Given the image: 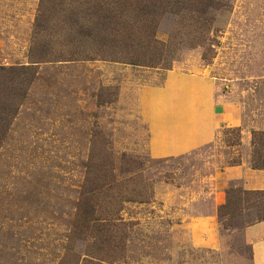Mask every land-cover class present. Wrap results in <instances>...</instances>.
I'll return each instance as SVG.
<instances>
[{
    "label": "rangeland",
    "instance_id": "374dc122",
    "mask_svg": "<svg viewBox=\"0 0 264 264\" xmlns=\"http://www.w3.org/2000/svg\"><path fill=\"white\" fill-rule=\"evenodd\" d=\"M40 1L0 0V264H255L264 244V0H220L206 30L189 0L148 19L138 7L114 30L82 38L79 53L64 15L90 0L46 11L38 34ZM171 71L212 83L234 113L212 142L154 157L142 102ZM151 93L145 104L164 119ZM182 95L197 99L193 88ZM179 145L162 132L155 146ZM83 187L94 189L96 213L112 218L108 244L75 220ZM227 198L238 202L234 214L220 216ZM260 224L263 232L250 231Z\"/></svg>",
    "mask_w": 264,
    "mask_h": 264
},
{
    "label": "crops",
    "instance_id": "0c3cea01",
    "mask_svg": "<svg viewBox=\"0 0 264 264\" xmlns=\"http://www.w3.org/2000/svg\"><path fill=\"white\" fill-rule=\"evenodd\" d=\"M186 88H193L197 99H190L189 96L183 97L182 93ZM151 92H145L142 113L150 128V151L154 157L187 153L212 142L217 135L219 124L229 121L233 117V108L229 104L221 102L216 97L217 92L212 83L200 76H189L171 71L165 86ZM150 93L154 103L164 109L163 111L166 113L164 119L162 116L154 119L151 115V108L146 106V98L151 101ZM218 105L219 107H217ZM217 108H220L221 111H217ZM162 132L172 134L173 139L180 143L178 148L168 151L158 150L155 145L156 141L160 140ZM252 184L258 188L262 187L260 181ZM252 230L261 233L263 225L254 226L250 231ZM256 249L255 264H263L264 244L261 242Z\"/></svg>",
    "mask_w": 264,
    "mask_h": 264
},
{
    "label": "trees",
    "instance_id": "16d2710c",
    "mask_svg": "<svg viewBox=\"0 0 264 264\" xmlns=\"http://www.w3.org/2000/svg\"><path fill=\"white\" fill-rule=\"evenodd\" d=\"M176 0H90L87 7L84 9H77L74 4L73 8L68 11V15H64L66 25L69 27L66 30L67 43L73 45L74 52L79 53V46L81 39L89 37L91 32L114 30L115 26H121L128 19L127 13L135 8H140L141 18L148 19L156 15V12H161L163 9L175 3ZM69 3H73L69 1ZM66 0H41L38 15L36 18L34 31L40 34L44 31L45 24L48 22V17L45 13L48 10L55 9V7H65ZM189 6L199 8L195 10L198 15L196 16V23H199L202 29L210 27L213 18L207 14L208 9H216L220 7V0H189ZM63 9V8H62ZM125 19V20H124ZM202 40H199L201 43ZM76 47L78 48L76 50ZM39 52L34 54L37 59H43L48 54L47 47L43 44L39 45ZM142 59V58H141ZM132 63H149L138 60V58H130ZM2 131H4L2 129ZM1 132V128H0ZM93 188L88 191L83 187V191L79 195L77 202V209L74 213L75 220H81L86 230H93L100 234L102 241L101 244H108L111 238L110 225L111 216H99L94 208L91 196L93 195ZM245 195L247 192L237 190V193ZM88 194V196H87ZM237 200L227 198L226 203L219 208V215L228 213L234 214V208L237 206ZM108 240V241H107Z\"/></svg>",
    "mask_w": 264,
    "mask_h": 264
}]
</instances>
